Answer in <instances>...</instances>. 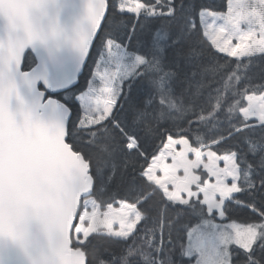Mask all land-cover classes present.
I'll return each mask as SVG.
<instances>
[{"label":"snow or ice","instance_id":"obj_1","mask_svg":"<svg viewBox=\"0 0 264 264\" xmlns=\"http://www.w3.org/2000/svg\"><path fill=\"white\" fill-rule=\"evenodd\" d=\"M109 7L0 0V264H264V0Z\"/></svg>","mask_w":264,"mask_h":264},{"label":"trees","instance_id":"obj_2","mask_svg":"<svg viewBox=\"0 0 264 264\" xmlns=\"http://www.w3.org/2000/svg\"><path fill=\"white\" fill-rule=\"evenodd\" d=\"M116 2H117V0H108L107 3L110 5V7L108 9L109 14L111 13V5H114ZM217 3H220V0H217ZM224 4H225V9L224 10L226 11V0H224ZM196 22L199 23V20L197 19ZM200 39L204 42V46L206 48H210L211 47L210 44L206 41L205 37L201 36ZM212 51L215 52L214 49H212ZM91 53H92V55H91V57L88 60V67L83 70V75L80 78V83L81 84H84L85 78H90V72L93 71L94 66H95L94 61L97 60L98 57H99L96 48H92L91 49ZM216 56L219 57L221 61L234 59V58H231V57H227V56H225V55H223L221 53H216ZM209 79L210 80L212 79V74L211 73H209ZM215 80L218 81L219 80V76H216L215 77ZM216 86H217L216 83H213L212 84V87H216ZM244 103L246 105L247 102L244 101ZM185 127L187 128V125H185ZM162 131H163V129H162ZM171 134H172L173 138H175V139L176 138H179V135L177 134V132H176V130L174 128L172 129ZM190 134L191 133H189V135ZM167 137H168V135L165 134L163 136V138H162L163 139V142L161 141V139H157L155 141V143L152 145V147L149 150V155L147 157V163H144V158L143 157L141 158V164H143V167L146 168L147 167V164H148V161L151 160L152 154H155L156 155L159 152V150L164 146V143H165ZM139 167H140V165L138 164L137 165V168H139ZM127 193H128V188L121 183L120 176L118 175L116 177V183H115V185L112 188V193L111 194H115L117 196V198H120V197L126 196ZM104 199L107 200L108 197H104ZM115 206H117V205H115ZM103 210L104 209L102 208L101 211H103ZM249 211H250V209H249ZM232 215L238 221H243L244 219H246L245 214L244 213H241V212H233Z\"/></svg>","mask_w":264,"mask_h":264},{"label":"rangeland","instance_id":"obj_3","mask_svg":"<svg viewBox=\"0 0 264 264\" xmlns=\"http://www.w3.org/2000/svg\"><path fill=\"white\" fill-rule=\"evenodd\" d=\"M206 39V41H207V38H205ZM208 42V41H207ZM223 54V53H222ZM225 56H226V54H224ZM99 59V58H98ZM93 71H95V67H94V69H93ZM90 78H91V76H90ZM97 83V85L99 86L100 85V82L99 81H97L96 82ZM167 143V142H166ZM176 147V150L177 151H179V149H180V145H176L175 146ZM160 150H164V151H167L166 149H164V147H162ZM160 150H159V152L156 154V155H159L160 154ZM152 161V160H151ZM165 163H171V158L169 157L166 161H165ZM223 166V162L221 161V167ZM197 171H200V169H198ZM214 182V181H213ZM118 207V206H117ZM91 209H89V211H90ZM114 227H118V225H114Z\"/></svg>","mask_w":264,"mask_h":264},{"label":"water","instance_id":"obj_4","mask_svg":"<svg viewBox=\"0 0 264 264\" xmlns=\"http://www.w3.org/2000/svg\"><path fill=\"white\" fill-rule=\"evenodd\" d=\"M108 1V0H107Z\"/></svg>","mask_w":264,"mask_h":264}]
</instances>
